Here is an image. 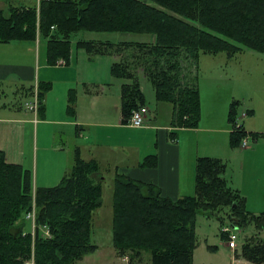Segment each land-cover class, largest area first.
Wrapping results in <instances>:
<instances>
[{
  "label": "trees",
  "instance_id": "1",
  "mask_svg": "<svg viewBox=\"0 0 264 264\" xmlns=\"http://www.w3.org/2000/svg\"><path fill=\"white\" fill-rule=\"evenodd\" d=\"M37 27L49 38L52 64L60 57L69 58L74 32L155 34V42L81 40L77 47L85 48L92 59L114 56L112 75L129 80L121 86L123 123L134 109L147 105L140 85L142 71L156 99L173 104L172 125L197 127L199 91L184 81L187 60L195 62L201 51H226L229 56L244 48L264 52V0H42L39 8L11 5L8 14L0 7L1 41L36 39ZM54 28L57 34H51ZM38 85L40 114L50 85ZM69 101L72 109L74 98ZM230 122L229 143L236 148L249 133L242 123L236 127L233 104ZM156 164V156H151L141 166ZM226 166L219 157L199 156L195 195L176 199L163 195L152 183L116 173L112 202L116 252L129 255L130 264L144 251H150V264H193L198 212L210 215L226 206L231 207V221L238 228L252 223L262 230L264 211L258 215L245 211V198L224 177ZM99 167L95 159L86 160L79 153L58 185L36 186L32 171L8 162L0 149V264H24L33 251L35 264H77L95 252L93 217L103 201L105 179ZM33 205L38 226L34 237L24 217ZM45 224L51 237H44L39 229ZM242 255L255 264L264 263V239L259 234L246 238Z\"/></svg>",
  "mask_w": 264,
  "mask_h": 264
},
{
  "label": "crops",
  "instance_id": "2",
  "mask_svg": "<svg viewBox=\"0 0 264 264\" xmlns=\"http://www.w3.org/2000/svg\"><path fill=\"white\" fill-rule=\"evenodd\" d=\"M74 34L70 35L69 58L60 57L54 64L48 62V56L46 58L47 44L43 58L41 34H38L40 37H37L36 43H19L4 54L5 59L0 58V83L8 86L16 84V92L21 97L17 104L12 105V112L8 111L9 101H3L4 97L0 100L4 112L0 115V149L5 152L6 160L22 164L34 172L36 186H55L74 166L80 153L86 160L95 159L99 170L110 167L109 173L114 175L125 174L152 183L161 189L163 195L173 199L186 196L194 181V173L192 171L191 174L186 159V154H191L187 135L197 127L173 126L174 109L168 101H165L167 105L156 103L154 110L147 102L149 112L144 126L131 127L123 123L121 86L125 81L117 82L116 76L112 75L114 56L103 54L92 59L85 48L77 47V42L85 39L74 40ZM146 36L148 38L141 42H155V34ZM27 53L29 58L24 61ZM61 59L65 63H58ZM36 62L39 63L38 69ZM35 80L42 85H50L46 91L44 111L38 114L37 121L34 114L25 108V102L32 99ZM32 82V85H27ZM140 85L143 91L141 82ZM144 94L150 100L149 94ZM153 94L155 96V92ZM1 96L7 97L8 93L3 92ZM70 97L74 98L72 109L69 108ZM175 127L177 132H174ZM204 129L222 133L224 145L229 144L231 129L226 126ZM172 132L175 139L171 136ZM225 133L228 135L225 136ZM181 135L185 139L183 144ZM151 156H156L157 164L142 167L141 163ZM196 156L191 155L189 159H194L196 163ZM234 255L241 259L238 254ZM123 260L122 257V263L118 264H124ZM244 260L238 263L254 264L246 258Z\"/></svg>",
  "mask_w": 264,
  "mask_h": 264
},
{
  "label": "rangeland",
  "instance_id": "3",
  "mask_svg": "<svg viewBox=\"0 0 264 264\" xmlns=\"http://www.w3.org/2000/svg\"><path fill=\"white\" fill-rule=\"evenodd\" d=\"M36 3L37 0H0V7L8 14L11 5L31 7L36 5ZM39 4H37L38 8ZM38 33L40 31L37 27V37H40ZM74 33V40L83 38L85 40L98 39L114 42L126 40L137 42L148 38L146 36L148 35L147 33L135 32L81 30ZM51 34H57L55 28L51 29ZM37 37L36 39H12L10 42L0 40V58L5 59L4 54L10 49L17 47L19 43L32 41L36 43ZM48 39L46 36L40 37L43 58L45 57L46 44L48 46ZM26 49L29 52V48ZM75 49L74 47L73 50L75 51ZM28 56L29 54L27 53L23 60L25 61ZM47 56L48 54H46V58ZM36 64L38 69L39 63L36 62ZM139 73L140 82L144 88L143 91L150 96V100L147 99V102L149 105L151 104L152 110L155 109L156 103L167 105L168 102L155 99L151 81L142 71H139ZM185 74L184 81L199 91L200 105V120L197 129L187 135V145L189 144L191 154L187 153L186 159L191 174L192 171L194 173V181L191 183L189 192L186 195H195L196 193L198 157L206 155L220 157L227 165L224 177L229 186L238 191L240 198H245V211L252 212L255 215L261 214L264 211V52L244 48L233 56H229L226 51H219L214 54L201 51L195 62L187 60ZM116 81L128 82L129 80L116 76ZM6 82H9V80ZM32 84L33 82L27 83V85ZM17 88L16 84L8 86L2 82L0 83V100L4 97L3 101H9L8 111L10 112L13 111L12 105L17 104L21 98L16 92ZM3 92L8 93V96H1ZM232 104L234 105L236 121L243 123L246 127L245 130L249 133L246 136L249 141L248 147L240 145L232 148L230 143L224 145L222 133L204 129L205 127L219 128L225 126L228 129H232L233 126L230 122ZM18 109L22 108L19 107ZM3 113V109L0 106V115ZM244 113H247L246 116H243ZM199 126L200 128H198ZM174 132H177L176 127ZM251 132L257 135L250 134ZM227 135L225 133V136ZM172 138L175 139V134ZM181 143H185L182 135ZM194 154L197 155L196 163L194 159H189ZM215 154H221L222 156ZM110 170V167L100 170L105 178L101 183L103 201L94 214L92 232V241L98 245V249L94 253L87 254L83 260L75 262L77 264H104L102 263L103 261L118 264L122 263V257L129 259V255H119L116 252L113 242L111 223L114 174L109 173ZM232 214L233 211L230 206L218 208L210 215L203 211L198 212L196 222L197 247L193 256V264H232L235 253L241 258L239 261L245 262V257L242 255V244L245 239L258 234L264 239V228L259 230L252 223L245 224L235 231L238 234L236 251L229 248L227 235L223 237L224 234L221 229L225 225H231L230 216ZM26 222L27 231H30L31 223L28 220ZM33 256L34 251L31 257ZM150 257V251H144L138 259H134L132 264H150ZM127 258L126 261L123 260L124 264L128 263Z\"/></svg>",
  "mask_w": 264,
  "mask_h": 264
},
{
  "label": "built area",
  "instance_id": "4",
  "mask_svg": "<svg viewBox=\"0 0 264 264\" xmlns=\"http://www.w3.org/2000/svg\"><path fill=\"white\" fill-rule=\"evenodd\" d=\"M41 0H37L38 4L40 3ZM58 63H65L63 59L59 60ZM39 89L38 85L36 83V86L34 88L33 92V97L31 100L27 101L25 103V108L28 111H31L34 114V119L37 121L38 117V112H39V105H40V99H39ZM148 114V107L147 106H141L137 109H134L130 115V117L127 119L126 124L130 126H142L145 124L146 121V116ZM245 116V113L243 114ZM241 123L239 121H236V127H240ZM235 129V128H234ZM249 144V141L247 137L243 138L241 141V146L242 147H247ZM26 219L31 221L32 223V233L35 235L36 230L38 228L37 223H36V209L35 205H33L32 210L28 211L25 215ZM39 229L44 237H51V231L49 228V225H41L39 226ZM222 231L227 235V244L229 248L232 250L237 249V239H238V234L235 233L236 229L233 228L231 225H225L222 227ZM239 259L237 257L233 258V264H239L238 263ZM24 264H35V258L34 256L29 258L27 261H25Z\"/></svg>",
  "mask_w": 264,
  "mask_h": 264
},
{
  "label": "water",
  "instance_id": "5",
  "mask_svg": "<svg viewBox=\"0 0 264 264\" xmlns=\"http://www.w3.org/2000/svg\"><path fill=\"white\" fill-rule=\"evenodd\" d=\"M232 226H233L234 228H237V226L235 225V221H232Z\"/></svg>",
  "mask_w": 264,
  "mask_h": 264
}]
</instances>
